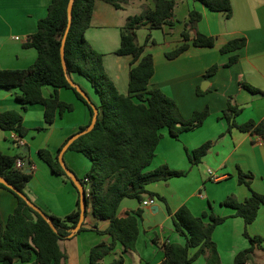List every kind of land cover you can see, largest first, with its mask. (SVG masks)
I'll use <instances>...</instances> for the list:
<instances>
[{
  "label": "crops",
  "instance_id": "obj_1",
  "mask_svg": "<svg viewBox=\"0 0 264 264\" xmlns=\"http://www.w3.org/2000/svg\"><path fill=\"white\" fill-rule=\"evenodd\" d=\"M51 2L52 0H0V70L24 69L36 61L38 52L27 43L36 32L39 20L47 15ZM231 3L233 12L231 17H227L225 12L211 11L197 0H177L175 25H165L153 30L145 25L137 31L139 44H146V53L154 56L155 73L149 88H160L172 97L185 118H190L195 111L206 106L210 107L211 115L202 126L183 132L178 139L173 138L167 129L162 130L163 138L150 168L168 164L175 170L188 171V174L148 186L149 191L159 193L166 202L158 197H153L159 201L149 206H143V201L134 198L122 201L119 215L143 209L137 248L136 251H125L119 243L104 258L103 264H110L120 255L125 258V264H160L165 259V242L185 243V239L175 231L172 216L168 212V206L175 212L184 204L196 216L213 210L218 215L228 217L214 232L222 264H234L236 254L250 246V241L244 236V219L235 216V211L223 206L221 202L231 195L240 201L251 195V190L239 183L240 169L254 174L252 188L264 194V140L260 135L242 132L237 128L228 130V122L220 119V116L228 106V99L232 97L243 109L237 117L239 123L250 119H264V0H231ZM148 6H153L151 0H132L122 9L97 0L91 26L86 31L91 45L103 54L107 73L124 94L129 93L133 56L116 53L121 46L122 28L129 16L142 13ZM192 10L200 11L203 17L197 27L190 31V47L177 58L170 59L167 53L184 42L182 33ZM196 31L214 36L215 46L193 45L192 38ZM149 34L151 40L146 42ZM16 36L21 39L17 40ZM235 38H246L247 44L238 51V61L226 66L230 54H223L221 47ZM214 64L219 65L218 71L206 77L208 68ZM73 79L93 100H98L95 90L84 77L74 74ZM241 82L251 84L262 93L251 92L242 87ZM199 88L203 93H198ZM42 91L47 98L56 93L55 88L50 85L44 86ZM20 94L19 88L0 87V113L7 110L19 111L23 116V125L29 130L26 135L21 136L14 130L0 128V150L9 155L25 153L24 164L27 160L31 162L32 173L27 187L29 198L47 213L67 216L77 206L79 191L52 170L40 157L39 150L48 149L59 156L61 146L89 123L90 110L73 89L59 88L60 99L74 105V109L62 116L58 115L53 123L48 124L44 105L28 104L24 107L18 99ZM209 140L214 142L209 153L200 164H192L187 150ZM171 156L177 158L174 159L177 164L168 161ZM64 158L79 179L91 168L90 159L83 153L68 149ZM202 167L208 176L202 173ZM210 170L215 173L214 176L210 174ZM172 184L180 186L182 194L178 191L170 194L168 191ZM190 184L193 189L187 191V185ZM149 198L151 197L146 195L145 200ZM17 203L14 193L0 188V219L3 224L7 222ZM160 216H164L163 219ZM109 224L107 220L97 219L92 209H89L83 224L85 229L61 241L68 254L67 264H88L92 247L111 241L108 234L100 232L106 230ZM247 229L252 236H264V204L257 219ZM143 233H148L146 253L139 249ZM191 251L194 253L196 249ZM255 263L264 264V242L262 247H256L253 259L246 264ZM191 264H206V256H200Z\"/></svg>",
  "mask_w": 264,
  "mask_h": 264
},
{
  "label": "trees",
  "instance_id": "obj_2",
  "mask_svg": "<svg viewBox=\"0 0 264 264\" xmlns=\"http://www.w3.org/2000/svg\"><path fill=\"white\" fill-rule=\"evenodd\" d=\"M69 1L52 0L47 15L39 20L36 32L30 36L27 43L38 52L36 61L28 68L0 70V87L19 88L21 94L18 99L24 107L28 104L44 105L48 124L53 123L58 115L62 116L65 112L74 109V105L61 100L58 95L59 88L73 89L78 98L88 106L91 114L89 123L80 130L89 126L94 111L88 101L69 83L68 77L73 79L74 74L80 75L95 90L98 100L91 99L99 108L98 121L94 129L75 140L69 150L83 153L90 159V170L80 178L89 189L86 192L88 210L92 209L97 219L110 222L108 228L100 232L108 234L111 241L93 246L88 263L103 264L104 258L113 252L119 243L125 251H136L137 248L140 236L139 222L143 217V209L126 211L119 215L118 210L122 201L125 198H134L142 202L146 195L166 201L160 194L149 191L148 186L188 174V171L175 170L168 164L150 168L163 138L162 130L167 129L173 138L178 139L183 132L202 126L211 115V111L210 107L206 106L202 110L195 111L190 118H185L172 97L160 88H149L155 73L154 56L152 53H146V44H139L137 31L145 25H149L151 30L163 28L165 25H175L177 0H151L153 6H148L142 13L127 18L121 32V46L116 53L133 56L128 94L119 91L106 71L103 54L96 50L86 37L97 0L74 2L73 21L65 47L67 62V71H65L61 46L68 26ZM103 1L117 9H122L132 0ZM197 1L211 11H223L227 17L232 15L231 0ZM202 17L200 11H190L189 20L182 33L184 42L168 52V58H177L189 49L190 31L197 27ZM150 40L151 34L148 35L146 42ZM192 43L198 47H213L216 38L196 31ZM246 44V38H235L221 47L223 54H230L226 66L238 61V51ZM218 69V64L212 65L208 68L206 77L215 74ZM46 85L53 86L56 91L49 98L45 97L42 91ZM240 85L253 93H262L260 89L249 83L241 82ZM198 93L201 94L203 91L199 88ZM242 111L243 109L230 97L220 119L228 122L230 131L237 128L242 132L260 135L264 140V119L261 121L250 119L239 123L237 117ZM0 128L14 130L21 136L28 133V129L23 125L22 114L15 110L0 113ZM67 141L61 146L60 151ZM213 143L209 140L192 150H187L191 163L200 164L211 150ZM39 155L55 173L74 185L60 164L58 155H54L48 149H40ZM25 158V153L9 155L0 150V176L28 195L27 187L32 179V173L27 172V168L16 166L18 159L25 160ZM86 178L89 179L88 182ZM253 179L252 172L247 173L240 169L239 183L246 185L251 190V195L244 201L231 195L221 202L223 206L233 209L235 216L244 219L246 224L244 236L250 241L248 248L236 254L234 264H246L252 260L256 247H262L264 242V236H252L247 229L248 225L257 219L259 210L264 204V194L252 188ZM1 187L14 193L18 203L7 222L2 223L0 264H14L17 261H21L22 264H67L68 254L62 247L61 241L72 237V228L79 221L80 196L75 210L67 216L46 212L57 229L55 231L50 223L21 196L3 183H0ZM168 212L172 216L175 231L185 239V243L165 242L163 245L165 259L160 264H191L202 255L206 256V264H222L218 245L214 240V232L227 220V216L218 215L213 210L196 216L186 204L175 212L168 206ZM84 229L82 226L79 232ZM192 249L196 251L192 253ZM110 264H125V258L120 255Z\"/></svg>",
  "mask_w": 264,
  "mask_h": 264
},
{
  "label": "water",
  "instance_id": "obj_3",
  "mask_svg": "<svg viewBox=\"0 0 264 264\" xmlns=\"http://www.w3.org/2000/svg\"><path fill=\"white\" fill-rule=\"evenodd\" d=\"M74 2H75V0H70L69 4H68V26H67L66 32L64 34V37H63V40H62V46H61V58H62V64H63V67H64L65 71H67L65 47H66L67 37H68V34L70 32V28H71L72 21H73ZM68 81L88 101V103L91 105V107H92V109L94 111L93 118H92V121L89 124V126L86 129L80 130L76 134L72 135L69 138V140L67 141V143L63 146V148L61 149V151L59 153V156H58L60 164L64 168L66 174L72 179L74 185L76 186V188L79 191V196H80V208H81L80 218H79V221H78L77 225L74 228H72V236H73L75 233L80 231V229L82 228V226H83V224L85 222L87 211H88V202H87V193H86L85 184L68 167V165L66 164L65 158H64V154L69 149L70 145L75 140H77L82 135H85V134H87L88 132H90V131H92L94 129V127H95V125H96V123L98 121L99 108L92 101V99L89 96V94L86 92V90H84V88L79 83L75 82L71 77H68ZM30 165H31V162L29 160H27L25 162V167L27 168V170H26L27 172H31ZM0 183L5 184L8 188L12 189L19 196H21L27 202V204L29 206H31L34 210H36L38 213H40L43 216V218H45L50 223V225L52 226V228L55 231L57 230L56 227L54 226V224L52 223V220L47 216L46 212L42 208H40L37 204H35L29 198L28 195H26L25 193L20 191L18 188H16L14 185L9 183L3 176H0ZM1 228H2V222H1V219H0V232H1Z\"/></svg>",
  "mask_w": 264,
  "mask_h": 264
},
{
  "label": "rangeland",
  "instance_id": "obj_4",
  "mask_svg": "<svg viewBox=\"0 0 264 264\" xmlns=\"http://www.w3.org/2000/svg\"><path fill=\"white\" fill-rule=\"evenodd\" d=\"M28 129V128H27ZM29 131V130H28ZM167 159H168V157H167ZM174 159H177L176 157H174V156H171V158H169V160L168 161H170V163H172V164H177V162H176V160H174ZM170 166V165H169ZM171 167V166H170ZM202 169V173H205L206 174V176H208L207 175V172L206 171H204L203 170V167L201 168ZM192 190L193 189V185L191 186V184L190 185H187V191L188 190ZM180 192L181 194H182V190L180 189V186H176V185H174V184H172L171 185V189L168 191L170 194L171 193H178V192ZM159 194V193H158ZM159 200H158V198H156V202H158ZM163 201V200H162ZM164 202H166V201H164ZM91 212V211H90ZM163 217L164 216H160L159 218L160 219H163ZM155 225V224H154ZM155 227V226H154ZM154 227H152V229H155ZM154 231H157V229L156 230H154ZM151 233L149 232V235H150ZM148 236V233H146V234H142V236H141V238H140V241H139V249L141 250V251H143L144 253H146V252H148V248H147V241H146V237ZM150 246V245H149Z\"/></svg>",
  "mask_w": 264,
  "mask_h": 264
},
{
  "label": "built area",
  "instance_id": "obj_5",
  "mask_svg": "<svg viewBox=\"0 0 264 264\" xmlns=\"http://www.w3.org/2000/svg\"><path fill=\"white\" fill-rule=\"evenodd\" d=\"M16 39H17V40H20L21 37H20V36H16ZM16 166H17L18 168H25L24 160H22V159H18L17 162H16ZM210 174H212L213 176L215 175V173H214L212 170H210ZM86 181L88 182L89 179L86 178ZM85 188H86V192H88L89 189H88L86 186H85ZM201 196H202V194H201ZM155 203H156V198L151 197V198H149V199H147V200H144V201L142 202V205H143V206H149V205H152V204H155Z\"/></svg>",
  "mask_w": 264,
  "mask_h": 264
}]
</instances>
